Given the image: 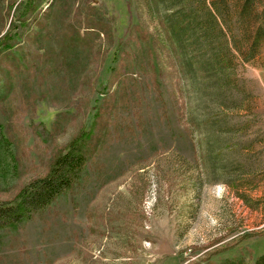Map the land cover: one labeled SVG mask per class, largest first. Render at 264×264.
Wrapping results in <instances>:
<instances>
[{
  "label": "rangeland",
  "instance_id": "1",
  "mask_svg": "<svg viewBox=\"0 0 264 264\" xmlns=\"http://www.w3.org/2000/svg\"><path fill=\"white\" fill-rule=\"evenodd\" d=\"M36 1L0 0V201L101 120L73 188L0 233V264H256L264 42L244 62L233 15L197 9L170 44L177 0Z\"/></svg>",
  "mask_w": 264,
  "mask_h": 264
},
{
  "label": "trees",
  "instance_id": "2",
  "mask_svg": "<svg viewBox=\"0 0 264 264\" xmlns=\"http://www.w3.org/2000/svg\"><path fill=\"white\" fill-rule=\"evenodd\" d=\"M31 1L37 2L36 0ZM41 1L44 2V0ZM173 5L175 8H170L164 14L162 23L166 26L164 36L170 44L174 31L188 37L193 32V27L198 26L199 20L195 15L197 9L206 11L207 18L216 24L222 21L229 25L224 15H228V13L233 15L236 25H234V30H232L233 28L230 30L233 46L230 49L237 58L244 62L253 60L260 44L264 42V0H177ZM22 13L29 15L28 11ZM18 29V26L14 28L15 31L17 30L16 32L19 31ZM206 34L207 26L204 27L202 34L204 39H206ZM79 38V35L73 37L76 41ZM4 47V44L0 46V52ZM117 68H119L118 64L114 67V73ZM100 120V111L97 110L96 124L97 121L100 123ZM96 124L95 122L92 124L90 132L82 130L70 142L65 152H61L54 158L48 170L22 186L13 200L0 201L1 234L18 228L34 213H39L45 207L53 205L60 192L73 188L76 178L88 163L87 145L93 137ZM256 264H264V255L257 257Z\"/></svg>",
  "mask_w": 264,
  "mask_h": 264
}]
</instances>
